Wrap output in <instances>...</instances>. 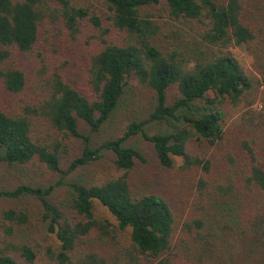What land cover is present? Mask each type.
<instances>
[{"label": "trees", "instance_id": "1", "mask_svg": "<svg viewBox=\"0 0 264 264\" xmlns=\"http://www.w3.org/2000/svg\"><path fill=\"white\" fill-rule=\"evenodd\" d=\"M48 33L53 43L60 35L86 43L84 84L49 63ZM232 44L251 55V68ZM18 52L34 53L33 64L24 67ZM0 82L20 102L28 93L10 109L0 103V163L63 178L110 151L119 172L70 183L68 212L49 200L62 181L0 190L42 209L41 217L23 204L0 212V264H264V0H0ZM260 94L262 109L226 128L231 108ZM127 96L134 113L122 133L92 145L80 121L99 131ZM155 120L177 126L149 133ZM137 134L164 168L196 171L180 228L164 195L132 189L144 155L125 141ZM71 138L83 149L65 169Z\"/></svg>", "mask_w": 264, "mask_h": 264}, {"label": "rangeland", "instance_id": "2", "mask_svg": "<svg viewBox=\"0 0 264 264\" xmlns=\"http://www.w3.org/2000/svg\"><path fill=\"white\" fill-rule=\"evenodd\" d=\"M95 1V0H93ZM154 11V10H152ZM156 11V10H155ZM165 13V12H164ZM185 32L190 33V27L184 26ZM50 32V31H49ZM51 33H53L51 31ZM51 33L45 36L46 45L42 47V52L48 56L49 63L63 68L67 78L76 85L84 84L87 75L85 66L84 52L86 43L81 39L78 41L72 40L66 35H60L54 43L51 41ZM191 34V33H190ZM232 50L238 55L241 62L247 67L251 68L252 57L243 48L234 44L231 46ZM15 58L22 62V65L29 66L33 64L34 53L31 57H27L22 53H16ZM31 66V65H30ZM54 67V66H53ZM264 92L262 87L261 93ZM177 94V87L174 85L170 88L168 93L169 101H173ZM25 98L22 102L28 101V93L23 95ZM262 96L251 107L238 105L231 108L230 114L227 117L226 128H233L240 122L242 115L250 110L258 112L262 109ZM131 97H126L120 108L107 121L99 131L92 132L90 126L84 121H80V130L84 134L91 137L92 145H99L103 140L119 136L122 133L125 125L130 121L129 117L134 113L133 105L130 104ZM137 99V98H136ZM21 96H13L6 92L5 87L0 82V103L7 109H10L20 102ZM138 101V99H137ZM17 104V105H18ZM139 104V103H138ZM131 105V106H130ZM152 110V104L146 112L140 113V117L148 118ZM134 117V116H133ZM176 122H166L165 120H155L145 125L149 133H168L175 130ZM126 145L136 147L143 155L144 159H137L135 168L131 173L132 189L138 195L147 193H158L164 195L171 203L173 213L176 218V226L181 227L182 221L187 213V206L189 205L188 198L192 193V180L196 175V171H183L176 173L161 166L158 158L154 152L152 144L146 140L142 135H133L125 141ZM67 147L61 164L63 168L67 169L73 157L81 154L83 149V142L80 138H71L67 141ZM204 146L199 143H194L190 150L193 152H202ZM178 165H182L184 159L176 157ZM119 173L115 166L114 154L106 151L103 158L91 164L81 166L75 171L68 173L63 178L56 172L45 170L42 168H29L25 166H10L6 162L0 163V190L13 189L21 182L30 183L36 186L47 187L62 181L63 185H57L49 196V200L58 205L64 211H69V200L71 198L70 183H93L104 180L111 174ZM19 204L31 206L37 211V215L41 217L42 209L39 201L35 198H25L20 201H15L9 198L0 197V212L4 209L16 207ZM99 212L103 215L112 217L111 214L101 205L98 206Z\"/></svg>", "mask_w": 264, "mask_h": 264}]
</instances>
